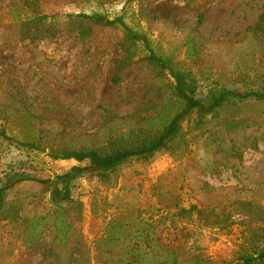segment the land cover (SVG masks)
Listing matches in <instances>:
<instances>
[{
    "label": "rangeland",
    "instance_id": "obj_1",
    "mask_svg": "<svg viewBox=\"0 0 264 264\" xmlns=\"http://www.w3.org/2000/svg\"><path fill=\"white\" fill-rule=\"evenodd\" d=\"M262 13L264 0H0V132L8 137L0 136V187H8L0 264L128 259V247L104 242L116 217L120 242L138 245L137 257L152 264L166 256L147 253L148 238L179 264L257 256L264 248V218L254 213L264 210V101L192 114L165 148L106 178L86 172L71 183L74 204L64 208L71 226L59 239L52 187L37 180L87 164L52 157L63 149L132 147L162 131L182 104L151 53L194 79L196 96L259 88L264 41L251 28ZM78 14L122 23L83 35L81 21L66 25ZM36 16L60 31L24 39L35 30L22 22ZM193 206L202 213L178 215Z\"/></svg>",
    "mask_w": 264,
    "mask_h": 264
},
{
    "label": "trees",
    "instance_id": "obj_2",
    "mask_svg": "<svg viewBox=\"0 0 264 264\" xmlns=\"http://www.w3.org/2000/svg\"><path fill=\"white\" fill-rule=\"evenodd\" d=\"M28 4V2H26ZM48 17L40 16L33 19L23 21L21 26L24 28L27 26L29 29L33 28L35 31L32 34H23L24 39H29L31 41L44 38L49 33L59 32V28L52 24H48L46 21ZM68 21L66 25L68 27L81 21V23L88 24V27L84 24L81 26V33L86 35L90 33L91 27L94 25L111 26L118 23H122L121 19L109 20L107 17L101 14H78V15H68ZM203 15L199 16L198 24L202 23ZM40 24H44L40 27ZM84 25V26H83ZM43 29V30H42ZM251 31L257 41H264V13H262L256 25L251 28ZM136 41L143 40L144 38L134 37ZM150 59L155 62L160 68L166 69L171 74L172 78L175 80V89L177 98L182 104L181 108L175 112L172 117L168 120L161 132L152 135L148 140L141 141L137 145L126 148H110V149H100V148H90V149H63L59 154H52L54 159H74L78 162H86L85 166H74L69 172L58 175L55 179L37 180L44 184H49L52 187V198L51 201L55 206L54 219L55 227L58 231L57 239L64 235V231H68L71 225L66 221L65 207L74 204L71 183L78 178H81L86 172L91 174L101 176L106 178L109 173L116 170L123 164L127 163L136 157H146L162 148H165L171 139V137L178 131L181 122L192 114H197L200 117H208L215 115L221 108L227 104L243 103L247 101H264V83L257 89H244L240 90L238 88L231 89H221L214 90L211 89L205 96H196V82L194 79L188 78V76L181 72L180 70H175V68L170 64L167 59L156 56L151 53ZM0 105L2 103L0 102ZM0 136L4 139H8L4 132H0ZM29 148H35L34 144L28 142L23 144ZM28 178H20L17 182L27 180ZM7 186L0 187V212L4 207L6 202V191ZM252 208V207H244ZM254 213L260 215L258 218H264V210L259 206L254 207ZM247 211H250L247 209ZM194 212L201 214L200 210H197L195 206L190 209H180L178 210V215L188 214L193 215ZM122 231L121 219L116 217L107 224V245L110 247L121 248L128 247L127 257L110 260L109 262H104L103 264H152L149 262L145 255L138 258L136 255L137 247L136 244H125L120 242V233ZM66 235V234H65ZM146 248L150 251L161 252L165 254V258L157 264H179L169 257L171 253L170 249L162 250L158 245L152 243V239L148 238L146 242ZM112 251H110L111 253ZM264 259V248L257 254V256H244L241 258L242 264H254L258 260ZM200 261V258H196Z\"/></svg>",
    "mask_w": 264,
    "mask_h": 264
}]
</instances>
